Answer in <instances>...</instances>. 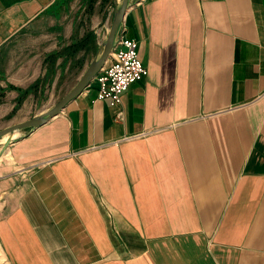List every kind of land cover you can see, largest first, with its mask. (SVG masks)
Wrapping results in <instances>:
<instances>
[{
  "label": "crops",
  "instance_id": "0c3cea01",
  "mask_svg": "<svg viewBox=\"0 0 264 264\" xmlns=\"http://www.w3.org/2000/svg\"><path fill=\"white\" fill-rule=\"evenodd\" d=\"M118 1L49 26L61 98ZM65 2L0 0V47ZM120 34L148 68L120 102L94 76L0 152V264H264V0H129Z\"/></svg>",
  "mask_w": 264,
  "mask_h": 264
},
{
  "label": "rangeland",
  "instance_id": "374dc122",
  "mask_svg": "<svg viewBox=\"0 0 264 264\" xmlns=\"http://www.w3.org/2000/svg\"><path fill=\"white\" fill-rule=\"evenodd\" d=\"M105 1L108 0H102L95 6L93 0H66L65 7L61 6V9H66L67 13H69L68 16L63 17L64 11H62L59 18L54 16V14L53 16H51V13L47 14L48 16L50 15L49 18H39L33 21L28 28L21 30L0 47V129L6 125L16 123L20 118H31L36 114L44 113L61 99L62 93H58L57 90H60L67 81H71L75 76H64L62 85L59 84L60 86L58 87L45 84L43 78L48 71L51 72L49 70L48 57L51 51H48V47L51 42L52 44L54 43L52 36L54 31L50 30L49 26L53 25L55 20L67 19L70 15L79 18L82 24L88 26L90 25L89 18L91 19V16L96 17V20H100L101 13L94 12L97 8L99 9V4L104 6ZM119 3L120 0L118 5ZM107 4L109 6L110 2H107ZM57 11L55 10V12ZM111 19L108 21V28L103 26V21L97 25L98 32L95 34H98L100 39L107 34ZM80 32L81 28L77 29L75 33L71 32V35L73 36ZM94 49L93 47L92 50L95 51ZM92 50L84 51V55L88 54L90 58L92 55L89 52ZM46 66L47 69L45 70ZM40 72L45 73L38 77ZM20 88L22 89L20 90ZM35 88L42 89L41 94L36 92L38 97L34 95ZM49 90L51 91L49 92ZM10 98L13 99L10 100ZM9 108L11 109L9 110ZM16 134L12 132L1 136L0 150L3 148L7 138H12Z\"/></svg>",
  "mask_w": 264,
  "mask_h": 264
},
{
  "label": "built area",
  "instance_id": "2783aa9c",
  "mask_svg": "<svg viewBox=\"0 0 264 264\" xmlns=\"http://www.w3.org/2000/svg\"><path fill=\"white\" fill-rule=\"evenodd\" d=\"M111 56L95 75L98 98H110L111 103L121 101V94L148 73L138 52V39L123 34L116 35Z\"/></svg>",
  "mask_w": 264,
  "mask_h": 264
},
{
  "label": "water",
  "instance_id": "95a60500",
  "mask_svg": "<svg viewBox=\"0 0 264 264\" xmlns=\"http://www.w3.org/2000/svg\"><path fill=\"white\" fill-rule=\"evenodd\" d=\"M129 0H120L119 5L116 7L115 11L113 12L111 25L109 30L106 34V40L101 46L100 54L97 57H94L89 65L85 68L86 70L82 73V75L78 78L75 85L67 91L59 101L50 107L47 111L41 114H36L34 117L21 120L17 123L9 124L4 126V128L0 129V137L4 136V134H10L20 128H34V126L40 125L50 117L54 116L55 114L59 113L66 103L71 100L74 96H76L80 91H82L86 86L89 85L90 81L93 77L99 72L103 64L106 62L107 58L110 55L111 49L114 44L115 35L121 25V20L128 8ZM12 138H7L3 148L0 150L2 152L5 150L7 145L10 143Z\"/></svg>",
  "mask_w": 264,
  "mask_h": 264
},
{
  "label": "trees",
  "instance_id": "16d2710c",
  "mask_svg": "<svg viewBox=\"0 0 264 264\" xmlns=\"http://www.w3.org/2000/svg\"><path fill=\"white\" fill-rule=\"evenodd\" d=\"M82 39L88 40V41H91V40L95 41L96 38H95L94 31L91 30V31H88V32L84 33L81 36V38L77 40V42L76 41H73L67 48H65L66 53L69 54V55L74 56L75 55L74 53L77 51V47H79L80 41H82ZM90 43H93V42L91 41ZM93 47L95 48V46L93 44H91L90 46H85V49L84 50L85 51H88V49L89 50H92ZM58 54H59V52H57V51H51L49 53V56H48L49 57V63H50L49 64V70L51 72L52 71H55L54 70V63L56 61V58H57ZM21 89L22 88H20V90Z\"/></svg>",
  "mask_w": 264,
  "mask_h": 264
}]
</instances>
